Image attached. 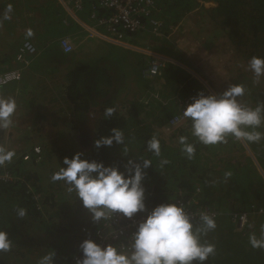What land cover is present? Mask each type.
I'll return each mask as SVG.
<instances>
[{
  "label": "trees",
  "instance_id": "obj_1",
  "mask_svg": "<svg viewBox=\"0 0 264 264\" xmlns=\"http://www.w3.org/2000/svg\"><path fill=\"white\" fill-rule=\"evenodd\" d=\"M215 2L217 6L210 13L216 12L223 29H229L227 37L232 41L234 47L241 51L242 47L248 44L251 57L264 58V0H215ZM196 6L197 0H157L153 18L163 21L167 28L164 31H167L168 27H175ZM85 12L87 13L85 14ZM78 14L87 17V22L82 21V25H80L77 21H70L66 24L60 20L56 22L63 28L59 31L69 33L80 28L82 30L92 28L99 31L102 26L98 24V20L105 17L108 11L98 9L94 3H87ZM81 20L83 19L81 18ZM143 22L144 28L139 33L130 35L124 46L102 40L104 43L119 48L117 57L104 55L94 63L82 60L76 64L68 62L69 71H66L64 83L66 91H64L62 100L64 99L66 107L71 109V116L74 115L78 121L89 111L99 109L102 116L96 121L94 128L97 140L111 135L113 128H118L123 132V143L117 144L114 141L110 147H93L91 155L87 159L103 162L105 166L118 167L121 172H125L126 168L129 167V160L133 161L134 164H140L141 167L143 160H150L151 166L143 169L146 175L142 181V186L145 189L146 212L150 213L155 207L169 203L175 198H184L191 199L192 204L190 203L189 206L191 212L209 209L216 211L217 214L222 215L223 213V216L219 214L218 217H212L215 220L216 228L208 231L206 235H201V243L215 245V253L208 258L211 262L208 263L207 260L205 264H233V262L235 264H256V261L264 264V249L253 248L249 243V236L254 233L250 234L247 225L243 226L242 231H240L237 222L225 212L226 206L244 207L245 211H249L250 206L253 208L264 207V188L261 191L263 194L260 192V196L256 198L258 199L257 203L251 204V201L247 199L248 197L243 194L245 187L243 181L248 180L247 174L239 175V177H235V180L231 179L225 182L224 173L227 170L235 172L234 165H239V170H245L240 161L232 164L230 157L232 153H237L243 145L231 135L226 137L224 143L204 145L192 136L191 121L172 131L165 129L171 116L166 118L160 110L162 106L156 103V90L166 87L165 84L169 80L167 71L178 72L179 69L168 64L170 68L167 67V70L162 68L161 71L159 69L157 75H149L146 72L148 62L141 55L145 49L136 46L137 37L142 36L144 38L150 33V22L147 20H143ZM165 42L167 43V41ZM168 45L173 46L174 44L169 42ZM124 52L132 57L138 56V58L133 57L135 60L132 69V82L135 80V86L141 87L142 96H139L135 103H131L129 108L121 109V115L114 110L109 117L105 115L106 109H114V95L118 93L127 77L125 76L126 72H124V62L120 61L121 58L125 59ZM158 52L168 57L178 54V52H171L168 49ZM0 60H2L1 57ZM125 66L130 68L128 63ZM4 68L7 66L5 65ZM249 74L254 75L252 71ZM261 78H264V75L252 78L253 82L248 85L245 95H248L251 90L259 89V84L264 81V79L261 81ZM182 81L186 82V79L183 78ZM180 82L178 80V83ZM186 86L189 87L190 83H187ZM171 90L172 95H168L166 98L175 95L174 88ZM61 103L60 99L59 105ZM155 106L157 107L156 110H154ZM155 111L161 112L162 116L159 119L143 116L144 114L153 115ZM39 118H43V116ZM181 136L187 137L188 142L195 146V152L191 159L181 151L182 146L179 143ZM153 137L158 139L160 143L159 156L148 150V142ZM245 142L247 143V141ZM259 144L261 142H258L256 146ZM219 154H222L223 164H226V161L227 164L221 167L210 165L208 160L213 155L219 156ZM23 156L11 161L3 168L0 167V231L7 232L12 242L10 250L0 251V264H7L8 260L19 252V247L15 246L16 244L24 247L25 240L21 237L24 232L33 230L28 234L29 241L32 242L34 230L40 229L42 230L38 245L44 246L47 253L52 254L51 264H71L72 258L76 255L82 259L80 244L86 239L95 241L94 231L99 223L97 222L93 227H90L87 223L82 222L78 226L79 237L75 234H69L68 230L72 231V228L75 227L74 222H66L67 225H64L60 222L57 223L54 218L61 216L64 211L63 206L58 207L59 202L57 201L58 195H62L63 186L58 185L59 181H50V178L47 183H44L46 185L42 184L39 174L32 169L34 162H38L40 157L34 158L32 156L31 163L27 165L22 161ZM162 161H167V163L162 165ZM213 168L219 171L220 178L218 174L212 171ZM4 174H8L9 177L1 178ZM217 184L218 186H216ZM72 195L75 207H72L70 213L83 214L87 218L76 192L74 191ZM20 208L26 210V215L23 218L17 215V210ZM143 212H139L137 215ZM191 221L194 226L200 227V214ZM33 224H35V229L32 227ZM262 224L260 222L259 226ZM65 227L67 228L65 229ZM57 231L61 233L60 236L54 238V241H50V236L55 235ZM242 232H244L243 237H241ZM67 234L70 236L73 245L70 244L69 249L66 247V250L62 245L65 244L64 236ZM194 264H198V262H194Z\"/></svg>",
  "mask_w": 264,
  "mask_h": 264
},
{
  "label": "rangeland",
  "instance_id": "obj_2",
  "mask_svg": "<svg viewBox=\"0 0 264 264\" xmlns=\"http://www.w3.org/2000/svg\"><path fill=\"white\" fill-rule=\"evenodd\" d=\"M42 1V3H39V0L0 1V5L5 6V14L8 6H12V11L8 13L11 18L4 19V14L3 23L0 24V33L5 35L9 39V43L0 45V57L2 59H7L6 56H10L13 54V52L15 51L14 48H17L16 43H22L23 41H28L29 39H32L34 37L37 38L33 40L35 43L41 42L42 39L44 40L45 38H48L46 37V35L53 28L56 27V31L58 30V28L63 29L62 27H60V25L56 24V22L60 21L63 18V12L57 11L58 8L54 6L51 1ZM52 1L57 2V0ZM215 6H217L215 0H197L196 8L193 11L189 12L186 16H184L183 19L175 27H168L167 31L162 30L160 33L161 35L148 33L144 38L141 36L137 37L136 39L137 47L145 49L143 51L156 52L158 53V56L164 55L159 54L160 52L158 51H165L167 49L171 52H178L177 56H169L177 59V61L179 62V64L177 65L173 61L175 66L174 68L179 69V71H167L166 73L169 80L165 84L166 87L162 88L161 90H156V103L158 105L159 103L165 105L162 106L161 109H159L165 114L166 118H168L169 115L173 112L171 109H169L170 113L168 112V110L162 109L173 105V103L170 101L174 95L166 98V96L172 95L171 89L174 88V90L178 92L177 95L181 96H177L176 98L181 99L182 96L190 90V87L199 86L198 77L206 79L207 83L214 89L218 96L224 91L228 90V88L232 85H242L245 89L244 95L237 97V100L242 105L254 109L258 104H264V81L259 84L258 90H251L248 95H245L248 85L252 84L253 82L252 78L256 77L255 75L249 74L251 71L248 66L249 61L252 58L251 50L249 47H247L248 44L245 47H242L241 51L234 47L232 41L227 37L229 29H223L221 21L219 19V15L216 12L210 13V11L213 10ZM33 9H36V13L40 14L41 26H39L37 29H39L40 27L41 29L38 33H33L35 31L33 30V25H39L36 22V14ZM77 16L78 18L80 17V19L82 18V21L84 23L87 22V17L79 15ZM64 21L67 24L70 21L76 20H72L67 17L66 19H64ZM29 29L32 32L31 36H28L27 34ZM78 31H80V35H82L83 30L79 29L75 32L78 33ZM82 37L83 39H85V43H83V45H79L80 51L83 49V52L85 53L86 51H90L89 54L91 55L94 50L100 49L102 50L101 55H113L114 58L118 56V47L104 42L95 43L94 41H91V39L89 38V34L87 33L85 37ZM12 41H16V43ZM78 41H75L74 45H72V51L78 50V46L76 45ZM165 41H167L168 44L169 42H172L174 45L169 46ZM175 45L180 51H177V49L174 47ZM180 45H184L185 47L182 49ZM50 51L51 47L49 44H47L46 40L41 47H38L35 55H24V58L26 60L31 61V63L34 62L38 65L39 72L34 78L30 77L26 73L23 74L21 81L17 84L18 86L15 89L13 99H15L16 105L23 104L26 107L28 113V115L26 116V124L27 126H29V131L21 139L15 138L16 136L14 131L5 132L3 129H1L2 132L0 133V146L6 147L7 143L11 144L12 146L13 144L17 143V148L14 151V160H17L19 157H21L23 153H28V155L30 156L29 159L24 160V163L27 165H29L33 159L31 148L35 146H39L41 148L42 152L41 154H39L40 158L38 159V162H34L35 164L32 169L39 174L42 184L47 183L49 178L50 181H52L53 173L58 172L61 167H64L63 159L65 157L71 158L76 154L74 152L84 153L81 157L82 159H87V157L91 155L92 149L93 147H95V141L97 140L95 138V124L96 121L102 116L99 109H93L94 111H90L85 115L89 116V120L83 118L81 122H76V128L82 130L78 131L79 136L74 140V142L69 137H67L68 134L65 131L66 125L54 122V119L59 111V107H56V105L60 102V99L62 101L61 105L66 107L64 99L62 100V98H64V91H66V87L62 83L60 85L59 83L55 82L56 76L65 78V76L63 75L65 71L59 69L58 73L55 74L57 70L56 66L58 65H52L57 64V62L50 60ZM124 54L125 59L121 58L120 61L124 62L123 67L125 68L124 72H126L125 76L127 77L125 79V83L123 84V86H121L118 93L114 95V110L117 111L120 115L122 113L120 110L122 106L123 108H129L131 106V103H135V101L138 100L136 99L135 101H132V99L136 98L138 93L139 95H141L142 93L141 87L137 88L136 86H134V88L131 90L130 85L132 83L133 76L132 65L134 64L135 60L133 57L138 58V56L132 57L130 55H127V53L125 52ZM141 55H143L142 57L147 59L144 54L141 53ZM84 59L87 58H85L84 56ZM164 59L161 60L155 56L153 57V59H147L146 62H148V64L155 63L160 71L162 68H164L163 70H167L168 65L165 64ZM7 60L11 62V60ZM126 63H128L130 68L125 66ZM22 65L23 63H19L18 61L14 62V66L16 67ZM4 67L5 64L0 62V70ZM192 73H195L194 78L187 80L186 77H191ZM183 78L186 79V82L182 81ZM262 79L264 78H261V81ZM178 80H180L181 82L178 83ZM133 82H135V80H133ZM187 83H190L189 87L186 86ZM9 86H13V84H9L6 87ZM56 86L57 92L53 90V88H56ZM0 97L6 98L4 97L2 91L0 92ZM135 109H137L136 106ZM156 109L157 107L155 106L154 110ZM70 110L71 109L67 106L65 111L62 110L58 116L62 115L69 119L71 117L70 113H72ZM40 111L44 112L48 117L44 122H40L37 119L36 113H40ZM143 116H149V118L151 119H159L162 114L160 111H155L153 115L144 114ZM73 121H75L74 118ZM85 121L88 122L85 123ZM38 128L41 131H39ZM258 130L259 132L264 133V112H262V123ZM63 135L66 136V139L71 141L63 139ZM41 137L46 138L45 145H43L45 142L41 139ZM259 142H261V144H259L258 146H256L258 142H245L242 144L243 147L237 153H232L230 155V157L232 158L231 163L233 164L237 161H240V164L243 168H245V170H239V165L237 166L236 164L233 166V169L236 170L235 172L227 170L223 175L226 179L225 182H228L231 179L235 180V177H239V175L242 176L247 174L246 177H248V180L243 181L245 183L243 194L248 197L247 199L251 201V204L258 201V199L256 198L260 196V192L263 190L262 187H264L262 186L264 179L261 175L264 171V138H262ZM91 143L93 144L90 145ZM75 144H79V147H76ZM221 156L222 154H219V156L213 155V157L208 160L209 164L212 166L217 165L218 167L226 165L227 161L226 164H223V158H221ZM13 159L12 161H14ZM9 163H5V166ZM212 171L218 174L219 178L221 177V174L216 168H213ZM228 172L231 173V176L226 177L225 174ZM58 185H61L64 188L62 195H58L59 197H57V201L59 202L58 207L61 208L63 206L64 211L61 216L54 218L57 220V223L60 222L64 225H67L66 222H74L75 227L72 228V231L68 230V233L75 234V236L79 237L78 226L82 222H85L90 225V227H93L97 223V221H93L91 213L84 207L83 211L85 214H87V218L83 214L76 215L70 213L72 207H75L74 200L72 199V193L74 191L69 192V185L64 181H59ZM65 185L66 187H64ZM216 186H218V184ZM238 209L240 210V213H244V207L235 208L233 206H226L225 212H227L229 215H231V213L236 214V211ZM32 227L33 229H35V224H33ZM66 228L67 227H65V229ZM238 228L240 231H242L243 229L240 227ZM41 230L42 229L34 230V237L32 242L29 241L28 234L33 230L24 232L21 235V237L25 240L24 247H20V244H16L15 246H18L22 250L18 248L19 252L14 254V257L10 258L7 264H40L41 259L45 255H48L46 248L44 246L38 245ZM250 230L256 235L259 233L257 226L250 228ZM60 234L61 233L57 231L55 235H51L50 241H54L53 239L59 237ZM242 234L243 235H241V237L244 236V232H242ZM64 238L65 244L62 245V247L67 250V248L69 249L70 244L73 245V242L68 234L64 236ZM224 247L227 246L224 245ZM230 251H232L231 248ZM216 257L217 253L215 255V260ZM207 262L210 263L211 261L208 260ZM233 264H235V262H233ZM256 264L262 263L256 261Z\"/></svg>",
  "mask_w": 264,
  "mask_h": 264
},
{
  "label": "clouds",
  "instance_id": "obj_3",
  "mask_svg": "<svg viewBox=\"0 0 264 264\" xmlns=\"http://www.w3.org/2000/svg\"><path fill=\"white\" fill-rule=\"evenodd\" d=\"M11 11L12 6L9 5L4 19L11 18L8 15ZM153 20L160 22L155 17ZM161 31L162 29H160L159 34ZM150 33L152 34L151 28ZM27 34L28 36L32 35L30 29ZM21 51L25 52L22 60L19 59ZM36 52L37 49L33 45L28 41L24 42L15 59L23 65L10 69L3 68L0 73L18 70L21 72L22 79L25 69L33 63L26 60L24 55H35ZM63 52L66 53L64 50ZM156 56L158 57V55ZM160 57L168 58L165 55ZM248 66L256 77L264 75V58L253 56ZM20 81L9 84H18ZM9 84L0 85V92ZM208 85L207 81L203 82V85L195 93L189 95L197 97H194L193 102L183 110V116L188 120L182 125L191 121L192 136L204 145L224 143L229 135L235 137V140H239L241 144L245 141L249 143L259 142L264 138V133L256 130L262 123L264 104H258L254 109L242 105L237 100V97L244 95L245 89L242 85H232L219 96L211 89L214 95L204 96L200 92L205 87L209 88L210 85ZM189 96L179 98L177 102ZM16 106L15 99L0 97V133L2 132L1 129H7L12 124L11 117L16 110ZM113 112L114 109L108 108L105 115L110 117ZM111 133L107 137L96 140L95 147H110L114 141L117 144L123 143V132L121 130L113 128ZM179 143L182 146L181 151L191 159L195 152V146L189 143L188 138L184 136L179 138ZM35 147L31 148L32 156L34 158L40 157L39 154L42 151L36 153L34 151ZM5 148V146H0V167L2 168L5 163L11 162L15 156L14 151ZM148 150L159 156V140L153 137L148 142ZM74 153L76 154L71 158L65 157L63 159L64 167L53 174L52 180L67 183L69 185L68 191L76 192L77 198L82 202L83 207L91 213L93 221L99 223L94 231V237L106 215L120 213L130 219L135 214L145 211V189L142 186V181L145 179L146 174L143 169L151 166L150 160H143L142 167L140 164H134L133 161L129 160V167L126 168L125 172H121L118 167L105 166L103 162L96 160L82 159L81 157L84 154L82 152ZM22 156L23 162L30 157L28 153H24ZM165 163L167 161H162V165ZM225 175L228 177L231 176V173L228 172ZM261 175L264 179V171ZM8 177V174L1 176V178ZM262 186H264V181ZM243 210L251 218L249 229L257 226L259 230L257 237L255 234L249 236L250 245L253 248L264 249V207L253 208L250 206L249 211ZM258 210L263 211L260 217L255 214ZM236 212H240V210L238 209ZM17 215L23 218L26 215V210L23 208L18 209ZM221 216H223V213ZM200 222V227L194 226L191 218L181 206L174 203L161 204L155 207L146 219L139 224L137 231L131 237L130 252L121 251L110 244L102 247L97 244L96 239V242L86 239L80 244L82 259H79L77 264H194V262L205 264L209 256L215 253V245L201 243V235H206L208 231L214 230L216 223L211 216L203 213L200 215ZM260 222L263 223L261 226H259ZM11 246L12 242L8 233L0 231V251H8ZM51 261L52 254L50 253L41 259L40 264H51Z\"/></svg>",
  "mask_w": 264,
  "mask_h": 264
},
{
  "label": "built area",
  "instance_id": "obj_4",
  "mask_svg": "<svg viewBox=\"0 0 264 264\" xmlns=\"http://www.w3.org/2000/svg\"><path fill=\"white\" fill-rule=\"evenodd\" d=\"M69 2L72 6V10L75 12H80L84 5L87 3L97 5L98 9H103L108 11V14L102 19L98 20V24L102 26L105 30V34L101 36V39L107 42L126 45L125 42L128 41L130 35L139 33L145 26L143 20L150 22V28L154 35H158L161 29V23L153 20L152 13L156 7L157 0H65ZM89 34V38H95L96 35L100 37L96 31L91 32L88 28L85 31ZM61 46L66 53L71 52V44L63 40ZM25 52L21 51L19 59L22 60L23 54ZM143 54H148L149 51H142ZM153 59V57L151 58ZM149 75H157L159 68L155 63H149L146 71ZM21 79V72L18 70L5 71L0 73V85H6L11 82H18ZM204 96L214 95L211 88L205 87L201 90ZM197 96H189L188 98L179 100L177 103V112L168 120L166 125V130L172 131L176 127L182 125L187 118L183 116V110L188 104L192 103V99ZM34 151L40 153V148L35 147ZM27 159V157H25ZM191 199L175 198L170 200L169 203H174L185 209L191 220L197 216L203 214H208L211 217H216V211H210L205 209L201 212H191L189 210ZM149 212L144 211L142 214H135L132 218H126L120 213H111L106 215L102 219L101 227L96 231V241L97 244L103 246L113 245L120 249L121 251H131L130 245L132 243L131 237L137 231L138 226L142 223ZM258 217L262 216L263 211L258 210L255 213ZM242 228L247 225L249 227L251 223V218L248 217L246 213L237 212L231 213L230 215ZM81 259L78 256L72 258L71 264H77V261Z\"/></svg>",
  "mask_w": 264,
  "mask_h": 264
},
{
  "label": "crops",
  "instance_id": "obj_5",
  "mask_svg": "<svg viewBox=\"0 0 264 264\" xmlns=\"http://www.w3.org/2000/svg\"><path fill=\"white\" fill-rule=\"evenodd\" d=\"M48 1L49 2L51 1L53 3V5L58 8L57 11H60V12L63 11L64 16L62 18L63 20L61 19L62 21H64V19H66L68 17L69 19H72V20L75 19L80 25H82V20L80 18H78V16H77V15H79L78 14L79 12L73 11L72 10V6H71V4L69 2H66L65 0H57V2L52 1V0H48ZM42 2H43L42 0H39V3H42ZM4 9H5V6L0 5V24L3 23V16L5 14ZM33 10H34V12L36 14V19H37L36 22H37V24H39L38 26L33 25V30H35L33 33H38L40 31V29H41V27L39 29H37L39 26H41L40 14L39 13H36V9H33ZM86 13L87 12H85V14ZM88 26H91V25H88ZM86 29L87 28H84L83 31H82L83 32L82 35H80V31H78V33L77 32L64 33V32H60L59 31L60 30L59 28L56 31V27H55L50 32L47 33L46 37H48V38H45L44 40L42 39L41 42H36L35 43L33 40L37 39L36 37H34L32 39H29L28 42L31 45H33L36 49H38V47H41L43 45V43L47 40V44H49L50 47H51V51L49 52V58L52 61H56L57 64H52L51 62L50 63L52 65H54V66H56V65L59 66V67L56 66L57 67V70H56L55 74L58 73V70L59 69H62V70L65 71V73L63 75L66 76V71H69V69L67 68L68 62H71L72 64H76L77 62H79V61L82 60L84 62L86 61V62H89V63H94V62L100 60L102 57H104V55H101L102 50H100V49L94 50V52L91 55L89 54L90 51H86V53L83 52L84 49L80 51L79 45H83V43H85V39H83L82 36L85 37V35H86V32H85ZM88 29L91 30V32H94L95 31L92 28H88ZM80 30H81V28H80ZM96 33L99 34L100 37L98 35H96L95 38H93V37L90 38L91 41H94L95 43H102V42H104V41H102L101 36L105 34V30L103 28H101L99 31L96 30ZM63 40L68 41L71 44V46L74 45L75 41H78L79 40L77 42V44H76L78 46V50H73L70 53H64L63 52V48L60 45V43ZM12 42H15L16 43V41H12ZM24 42H27V41H23L22 43H16L17 48H14L15 51L13 52V54L7 57V59L9 58V60H11V62H9L7 59L0 60V62H2L3 64H5L8 69L13 68V67H16V66H14V62L16 61L15 60L16 59V55H17L19 49L21 48V46L23 45ZM88 42H90V41H88ZM7 43H9V39L5 35H3L2 33H0V45H4V44H7ZM174 47L177 49V51H180L176 47V45ZM180 47L183 49L185 46L184 45H180ZM60 50H61V52H60ZM144 55L149 60L152 57H155L156 55H158V53L153 52V51H150L148 54H144ZM84 56L87 59H84ZM157 58H159L161 60L164 59V58H162L160 56H158ZM147 59H146V61H147ZM164 61H165V64L166 65H168V64L174 65V62L177 65L179 64V62L177 60H174L171 57L165 58ZM132 66H134V64ZM148 66H149V64H148ZM38 72H39L38 65L33 62L30 65V67L27 68L24 71L23 74L26 73L30 77H33L34 78L37 75ZM194 76H195V73H192L191 74V77H189V78L186 77V79L187 80H190L191 78H194ZM198 78H199V80H198L199 86L198 87L194 86L195 88L194 87H190L189 92H187L185 95H183L182 98L183 97H187V96L195 93L196 90H198L200 88V86L203 85V82H206V79L201 78V77H198ZM55 82L56 83H59L60 85H61V83L64 84L65 83V78H61V76L60 77L56 76ZM135 84H136L135 82H132L130 84L131 85V90L134 88ZM17 86L18 85L16 83V84H13V86L4 87L2 89V93H3L4 97H6V98H13L14 97V94H15V89H16ZM192 88H194V89H192ZM209 88H211L212 90H214L210 86H209ZM53 90H55L57 92V86H56V88H53ZM177 93L178 92L175 93L174 97L170 101V102L173 103V105H171V106H169L167 108H162L163 110H168L169 113H170V110L169 109H171L173 111L170 114L171 117L177 112V105H178L177 100L179 98L177 99L176 97L177 96L181 97L180 95H177ZM139 96H142V95H138L137 94L136 98H133L132 101H135ZM159 104H161V106H165L162 103H159ZM56 107H59V111H58V113H57V115H56V117L54 119V122L61 123L62 125H66L65 131L68 134L67 137H69L74 142V140L77 139L78 136H79V132L78 131H81L82 130V129L79 130V129L76 128V122H81L83 120V118L89 120V116H85L87 114L86 113L81 120H78L77 121L75 119V116L74 115H72L68 119V118H66L65 116H62V115L58 116L61 113V111L62 110L65 111V109L67 107H64L63 105H59V103L56 105ZM121 109H123V106H122ZM63 112H62V114H63ZM27 115H28V113H27L26 107L23 104L17 105L16 110H15L14 114L11 117L12 124L10 125L9 128L3 129V130L5 132L6 131L7 132L14 131L15 132V136H16L15 138L16 139L23 138L25 136V134L29 131V126H27V124H26V116ZM36 116H37V119L40 122H44L48 118L47 115L44 112H41V111H40V113H36ZM40 116H43V118H39ZM72 117L75 119V121H73V118ZM87 122L88 121H85V123H87ZM70 129H71V131H70ZM39 131H41V130L39 129ZM41 139L45 142L43 144V145H45L46 144V138L41 137ZM63 139H65L67 141H71V140L66 139V136H64V135H63ZM75 146L76 147H79V144H75ZM16 148H17V143L13 144L12 146H11V144L7 143L5 149L10 150V151H15Z\"/></svg>",
  "mask_w": 264,
  "mask_h": 264
},
{
  "label": "flooded vegetation",
  "instance_id": "obj_6",
  "mask_svg": "<svg viewBox=\"0 0 264 264\" xmlns=\"http://www.w3.org/2000/svg\"><path fill=\"white\" fill-rule=\"evenodd\" d=\"M160 23H161V29L162 30L167 29L163 21L160 20Z\"/></svg>",
  "mask_w": 264,
  "mask_h": 264
},
{
  "label": "bare ground",
  "instance_id": "obj_7",
  "mask_svg": "<svg viewBox=\"0 0 264 264\" xmlns=\"http://www.w3.org/2000/svg\"><path fill=\"white\" fill-rule=\"evenodd\" d=\"M94 11V10H93ZM94 15V14H93ZM158 63V62H157ZM161 65V64H160Z\"/></svg>",
  "mask_w": 264,
  "mask_h": 264
}]
</instances>
